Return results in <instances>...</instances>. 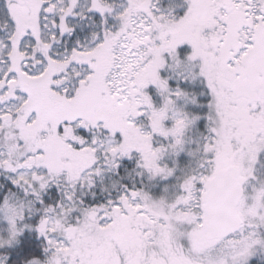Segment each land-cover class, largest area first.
Segmentation results:
<instances>
[{"label":"snow or ice","instance_id":"6c2138e0","mask_svg":"<svg viewBox=\"0 0 264 264\" xmlns=\"http://www.w3.org/2000/svg\"><path fill=\"white\" fill-rule=\"evenodd\" d=\"M0 264H264V0H0Z\"/></svg>","mask_w":264,"mask_h":264}]
</instances>
